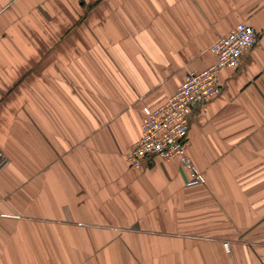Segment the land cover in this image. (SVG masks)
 <instances>
[{
    "label": "crops",
    "instance_id": "obj_1",
    "mask_svg": "<svg viewBox=\"0 0 264 264\" xmlns=\"http://www.w3.org/2000/svg\"><path fill=\"white\" fill-rule=\"evenodd\" d=\"M240 21L256 44L191 116L205 181L131 166L143 107ZM0 149V264H264V0H0Z\"/></svg>",
    "mask_w": 264,
    "mask_h": 264
},
{
    "label": "built area",
    "instance_id": "obj_2",
    "mask_svg": "<svg viewBox=\"0 0 264 264\" xmlns=\"http://www.w3.org/2000/svg\"><path fill=\"white\" fill-rule=\"evenodd\" d=\"M258 40V32L247 21H240L227 34L213 41L209 50L216 60L203 69H190L176 91L165 102L156 106H144L141 133L128 153L133 167L142 166L154 157L179 158L188 168V184L203 183L205 175L186 153L188 132L194 106L204 108L210 100L222 93L220 71L223 67L237 68L243 55ZM8 157L0 149V169ZM228 247L229 242H225Z\"/></svg>",
    "mask_w": 264,
    "mask_h": 264
}]
</instances>
